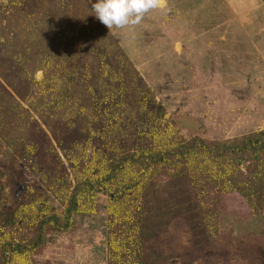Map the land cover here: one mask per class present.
I'll list each match as a JSON object with an SVG mask.
<instances>
[{"label":"rangeland","instance_id":"1","mask_svg":"<svg viewBox=\"0 0 264 264\" xmlns=\"http://www.w3.org/2000/svg\"><path fill=\"white\" fill-rule=\"evenodd\" d=\"M94 2L0 0V264H264V0Z\"/></svg>","mask_w":264,"mask_h":264},{"label":"clouds","instance_id":"2","mask_svg":"<svg viewBox=\"0 0 264 264\" xmlns=\"http://www.w3.org/2000/svg\"><path fill=\"white\" fill-rule=\"evenodd\" d=\"M164 0H95L94 16L110 30L140 22L150 9L162 8Z\"/></svg>","mask_w":264,"mask_h":264},{"label":"trees","instance_id":"3","mask_svg":"<svg viewBox=\"0 0 264 264\" xmlns=\"http://www.w3.org/2000/svg\"><path fill=\"white\" fill-rule=\"evenodd\" d=\"M233 151V150H232ZM228 152H226V149L225 150H222L220 155H224ZM75 190H80V186L76 187ZM34 198H33V195H30L28 197H26L25 199L23 198L22 200V204L21 206H25L27 205L30 201H32ZM77 206V203H76V197L73 196L72 200H71V203L69 202V212H72L74 210V208H76ZM49 223H53L55 225H58V226H61V227H64L67 225V222H64V220H62L60 217H58L57 215H53V216H50L48 217L47 219H44L43 222H42V225L45 226ZM43 241V236H39L35 241H34V244H33V248L39 246L41 244V242ZM17 246L12 249L14 250H17V251H20V252H26L28 251V249H32V247H30V245H20L18 243H16Z\"/></svg>","mask_w":264,"mask_h":264}]
</instances>
